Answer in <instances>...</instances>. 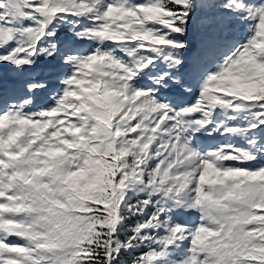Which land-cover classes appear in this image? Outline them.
Segmentation results:
<instances>
[{"label": "snow or ice", "instance_id": "6c2138e0", "mask_svg": "<svg viewBox=\"0 0 264 264\" xmlns=\"http://www.w3.org/2000/svg\"><path fill=\"white\" fill-rule=\"evenodd\" d=\"M0 264H264V0H0Z\"/></svg>", "mask_w": 264, "mask_h": 264}]
</instances>
